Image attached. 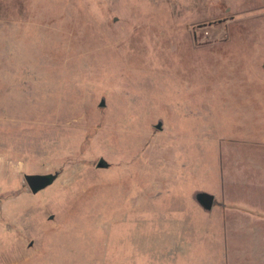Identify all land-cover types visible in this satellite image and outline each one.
<instances>
[{
    "label": "rangeland",
    "instance_id": "1",
    "mask_svg": "<svg viewBox=\"0 0 264 264\" xmlns=\"http://www.w3.org/2000/svg\"><path fill=\"white\" fill-rule=\"evenodd\" d=\"M263 52L264 0H0V264H264Z\"/></svg>",
    "mask_w": 264,
    "mask_h": 264
},
{
    "label": "crops",
    "instance_id": "2",
    "mask_svg": "<svg viewBox=\"0 0 264 264\" xmlns=\"http://www.w3.org/2000/svg\"><path fill=\"white\" fill-rule=\"evenodd\" d=\"M262 58L264 60V52H263V57ZM258 70H259V72H258L259 73L258 74L259 78H260V80H262L261 82H259V86L264 89V61L260 62ZM257 106H258V109H259V110L257 109V111H256V112H258V115H252V117L247 115V120H249V119L255 120L254 118H258V119H262V121L264 122V97L263 98L261 97V98H259L257 100ZM258 135H260L259 138H257L259 140V143L263 144L262 146H264V137H263L262 133L261 134L256 133L254 135H250V137H254V136H258ZM248 139L250 140V138H248ZM257 153H253V157L254 158H257V160L258 159H264V151L263 152L260 151V152H257ZM246 155H250V154H246ZM259 156H260V158H259ZM263 173H264V171H263ZM238 181H239V185L242 184V183H240L242 181L241 178H239ZM233 188H234L233 186H229V187H226V189L224 188L222 191H220V189H219L220 193H222L223 196L225 197L226 204L231 205L230 207H232L231 209L226 211L227 213H231L232 214L234 211H237V210H234V209H242V210H244L245 209L244 207L250 205L251 203L253 205L254 203L250 202V197H251V195H253L252 198L254 197V199H255L257 197V203L259 204V205H256V208H257V210L259 212H261V215L264 217V176H263V179L259 180L257 187L255 189H253L254 192L251 193L250 196H249V193L247 194V199L248 200L246 199V197L245 198L243 197V195H242V193L240 191L235 192V190H233ZM238 188L241 190L240 187H238ZM198 191H204V192H208V193L213 194L215 196V198H216L215 206L217 205V196H219V193L217 191H216L217 192V195H216V193H214L215 191H209V190L200 189V190H196L194 192V194L196 192H198ZM194 194H193V196H194ZM252 201H254V200H252ZM193 202H195L194 199H193ZM215 206H214V208H215ZM214 208L212 209V211L214 210ZM199 211L200 212H204V213H211L212 212V211L211 212H205L201 207H200ZM230 216H232V215H230ZM232 224H233V222L230 221V225H232ZM221 227L222 228H225V227L227 228V221L221 220Z\"/></svg>",
    "mask_w": 264,
    "mask_h": 264
},
{
    "label": "water",
    "instance_id": "3",
    "mask_svg": "<svg viewBox=\"0 0 264 264\" xmlns=\"http://www.w3.org/2000/svg\"><path fill=\"white\" fill-rule=\"evenodd\" d=\"M100 107H106L105 99L101 101ZM155 128L158 131H162L163 122L159 121V123L155 126ZM108 167H109V163H107V161H105L104 159H101L97 164V168L99 169L108 168ZM57 176L58 174H46V175L26 174L24 179L30 191L33 194H37L42 190L51 186L57 179ZM193 199L205 212H211L216 204L215 196L211 193L204 191L196 192L193 196ZM53 218L54 217L52 216L51 219Z\"/></svg>",
    "mask_w": 264,
    "mask_h": 264
},
{
    "label": "bare ground",
    "instance_id": "4",
    "mask_svg": "<svg viewBox=\"0 0 264 264\" xmlns=\"http://www.w3.org/2000/svg\"><path fill=\"white\" fill-rule=\"evenodd\" d=\"M27 96H28V95H27ZM18 125H19V124H18ZM14 134L17 135V133H14ZM4 135H5V133L2 132V131H0V138H1V140H0V148H2V146H3V140H2V138L4 137ZM24 137H26V136H24ZM28 137H29V136L26 137L27 140H28ZM4 146H6V144H4ZM16 146L20 148L21 145H20V144H16ZM162 146L164 147V146H166V145H162ZM165 148H166V147H165ZM156 152H157V151H156ZM156 152H155V153H156ZM157 154H158V153H157ZM6 160H7V159H6V157L4 156V157L2 158V160H1V162H0V165L2 164V166H3V167H2V168H3V171L6 170V164H7V163H6ZM25 215H26V214H24L22 217H25ZM25 219H26V218H25Z\"/></svg>",
    "mask_w": 264,
    "mask_h": 264
}]
</instances>
